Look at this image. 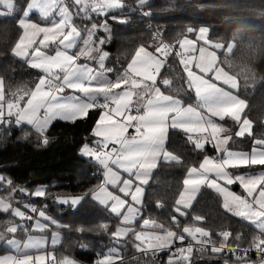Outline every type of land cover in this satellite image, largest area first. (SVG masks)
Here are the masks:
<instances>
[{"label":"snow or ice","instance_id":"snow-or-ice-1","mask_svg":"<svg viewBox=\"0 0 264 264\" xmlns=\"http://www.w3.org/2000/svg\"><path fill=\"white\" fill-rule=\"evenodd\" d=\"M147 7L150 0H136L135 6L126 0H28L21 12L16 0H0V17H14L20 33L12 55L40 73L33 87H21L12 94L0 78V126H30L46 145L55 121L75 123L98 110L93 140L82 145L80 154L91 159L102 176L91 198L114 221L95 227L109 235L114 246L100 254L96 264H117V260L124 264L120 249L127 247L129 237L145 255L155 258L167 250L166 264H194L197 254L209 252L223 255L224 264L229 260L264 264V137H254L253 122L246 114L249 102L238 94L240 81L220 62L226 46L216 43L206 27L189 28L187 33L195 39L183 35L174 43L157 31L153 43L140 45L122 70L107 66L110 54L103 46L109 38H99L97 32L103 29L110 34L109 17L128 23L126 17L115 14L125 9L148 17ZM96 17L105 19L100 23ZM77 19L88 24L80 26ZM170 58H178L182 66L181 85L174 86V79L164 75L165 70H172ZM185 92L194 94V102L185 103L181 97ZM226 118L238 130L221 123ZM171 130L182 132L193 151L206 153L210 145L216 154H204L185 169L182 191L165 225L145 216L144 197L160 165L184 166L182 157L166 147ZM246 136L253 138L250 150L233 146L235 138ZM233 185L242 192L233 191ZM203 188L213 189L226 213L255 230L246 247L242 235L228 230L217 234L218 242L201 226L205 217L191 213ZM17 191L25 194L27 190H18L10 178L0 175V214L9 217L0 221L5 248L0 264H77L71 255H54L61 241L57 230L69 226L49 215L47 205L20 204ZM46 194L45 188L31 193L35 197ZM82 199L57 197L56 202L74 207ZM156 207L166 206L157 201ZM181 218L190 221L184 223ZM76 231L91 229L80 226ZM19 233L26 238H17Z\"/></svg>","mask_w":264,"mask_h":264},{"label":"trees","instance_id":"trees-1","mask_svg":"<svg viewBox=\"0 0 264 264\" xmlns=\"http://www.w3.org/2000/svg\"><path fill=\"white\" fill-rule=\"evenodd\" d=\"M27 3L28 0H16L21 12ZM144 10L150 11L151 15L141 18L137 12H117L116 15L126 17L129 22L122 24L109 17L110 34L103 29L97 32V37L109 38L103 46L110 54L107 66L122 70L140 45L153 43L157 31L163 34L166 41L174 43L183 35L195 39V35L188 34L187 29L206 27L216 43L226 46L220 53V62L225 71L240 81L238 94L241 99L249 102L246 114L253 122L254 137H264V0H154ZM14 19L0 17V78L4 79L5 90L9 94L17 92L21 87H33L40 74L11 53L20 34ZM104 19L95 18L100 23ZM147 21L153 25L152 31L146 29ZM76 22L82 24L79 19ZM84 22L83 26L86 24ZM230 48L232 51L229 53ZM169 63L172 70H165L164 75L174 79V86L183 84L185 74L178 58H170ZM181 97L185 103L194 101L191 92L182 93ZM97 119L98 110H93L86 118L75 123L55 122L47 132L49 142L46 145L30 126H0V175L10 178L18 190H27L25 194L17 191L20 204H34L37 207L47 205L49 215L69 226L57 230L63 240L55 248L54 255H71L77 264H96L100 254L114 246L111 237L95 227L100 223L114 221L103 207L91 199V193L100 183L92 178L96 164L80 154L82 145L93 140L92 131ZM233 126L237 128L235 123ZM238 139L239 144L234 147L250 149L252 137ZM166 147L182 157L184 166L162 164L155 169L145 188L144 214L168 225L174 201L182 191L185 169L197 164L204 154L214 156L215 151L211 146L203 154L193 151L184 134L176 130L170 131ZM38 188L47 189L45 197L31 195ZM236 190L240 191V188ZM57 197L83 199L73 207L60 205L56 202ZM157 201L166 207L157 208ZM190 211L193 215L205 217L201 226L212 232L218 242L221 238L217 234L228 230L234 235H242L244 240L241 243L246 247L255 232L246 222L226 213L222 207V198L209 188L201 190ZM8 218L6 214H0V221ZM181 220L187 223L190 218ZM80 226L91 231L77 232ZM18 235L25 236L24 233ZM120 250L124 264H153V261L155 264H166L169 255L163 252L153 259L138 252L131 237L127 238V247ZM4 252V245L0 244V254ZM117 264H120L119 260ZM194 264H224V257L214 256L210 252L203 256L197 254ZM229 264H233L232 260H229Z\"/></svg>","mask_w":264,"mask_h":264},{"label":"built area","instance_id":"built-area-1","mask_svg":"<svg viewBox=\"0 0 264 264\" xmlns=\"http://www.w3.org/2000/svg\"><path fill=\"white\" fill-rule=\"evenodd\" d=\"M150 2L153 3L154 0H150ZM126 3L129 4V5H133V6H135V5H136V0H126ZM123 12H129V11H128L127 9H125ZM123 12H122V13H123ZM137 15H138L139 17H141V18H146V17H144V16L138 14V12H137ZM145 27H146L147 30H151V31L153 30V25H152L150 22H148V21L146 22ZM193 102H194V101H193ZM92 178L95 179V180H98V181H100V182H101V180H102V176H101L100 172L98 171V167H97V165H96V171L92 173ZM209 247H210V246H209ZM163 252H167V250L162 251V252H159L155 258L152 257L151 254H148V256L152 257L153 259H156V258L158 257V255H159L160 253H163ZM229 255H230V254H229ZM252 259H256L255 253L252 254Z\"/></svg>","mask_w":264,"mask_h":264},{"label":"crops","instance_id":"crops-1","mask_svg":"<svg viewBox=\"0 0 264 264\" xmlns=\"http://www.w3.org/2000/svg\"><path fill=\"white\" fill-rule=\"evenodd\" d=\"M83 62V61H82ZM227 72V71H226ZM110 76H113L114 77V75L115 74H113V73H110L109 74ZM234 77V76H233ZM60 120H57V121H55V122H59ZM54 122V123H55ZM62 122H65V121H62ZM53 123V124H54ZM221 123H224L227 127H230V128H233V127H231V126H233V124H234V122H232L230 119H227L226 118V120L225 121H223V122H221ZM52 126V125H51ZM237 126V125H236ZM236 130H238V126H237V128H236ZM177 131V130H176ZM239 140L240 139H238V138H235V141H236V143L235 144H239ZM210 146V145H209ZM234 146V145H233ZM208 147V146H207ZM216 154V153H215ZM155 171V170H154ZM151 180V179H150ZM150 180H149V182H150ZM237 186V187H236ZM236 188H240L238 185H233L232 186V190L233 191H235V192H237V193H240V191L242 192V189L240 188V191H237L236 190ZM97 190V189H96ZM202 190V189H201ZM211 190H213V189H211ZM214 191V190H213ZM201 192V191H200ZM215 192V191H214ZM200 194V193H199ZM198 194V195H199ZM197 195V196H198ZM92 199V198H91ZM93 200V199H92ZM94 201V200H93ZM97 205H99L98 204V202H96V201H94ZM195 202V201H194ZM194 204V203H193ZM99 206H101V205H99ZM101 207H103V206H101ZM61 236V235H60ZM49 237V236H48ZM17 238H19V239H21V240H23L24 238H26V236H24V237H20L19 235H18V237ZM62 240H63V238H62V236H61V241H60V243L58 244V245H56V247H59V245L61 244V242H62Z\"/></svg>","mask_w":264,"mask_h":264},{"label":"rangeland","instance_id":"rangeland-1","mask_svg":"<svg viewBox=\"0 0 264 264\" xmlns=\"http://www.w3.org/2000/svg\"><path fill=\"white\" fill-rule=\"evenodd\" d=\"M97 18H99V17H97ZM76 23H77V22H76ZM84 23L88 24L87 21L84 22ZM77 24L80 25V26H83V22H82V24H79V23H77ZM89 26H90V25H89ZM231 51H232V48L229 49V53H230ZM231 127H233V129L231 128L233 131H236V128H235L234 126H231ZM247 150H250V149H247ZM254 170L258 171L259 168L254 169ZM34 235L39 236L40 233H34ZM46 235H47V237L49 236V237H48V240H49V247H51V246H50V240H51V235H52V233H51V234H50V233H47ZM0 244H3V245H4L3 241H0ZM55 248H57V247L55 246ZM117 261H118V260H117Z\"/></svg>","mask_w":264,"mask_h":264}]
</instances>
